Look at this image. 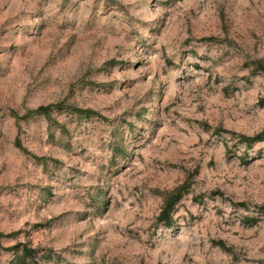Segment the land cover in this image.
I'll use <instances>...</instances> for the list:
<instances>
[{
	"label": "rangeland",
	"instance_id": "rangeland-1",
	"mask_svg": "<svg viewBox=\"0 0 264 264\" xmlns=\"http://www.w3.org/2000/svg\"><path fill=\"white\" fill-rule=\"evenodd\" d=\"M258 63L264 0H0V264H264Z\"/></svg>",
	"mask_w": 264,
	"mask_h": 264
},
{
	"label": "trees",
	"instance_id": "trees-1",
	"mask_svg": "<svg viewBox=\"0 0 264 264\" xmlns=\"http://www.w3.org/2000/svg\"><path fill=\"white\" fill-rule=\"evenodd\" d=\"M258 64H259L258 66L264 70V67L260 63H258ZM53 108L61 109L64 107L61 104L47 105V106H40L35 110L28 111L23 116H20L16 112H13V114L19 120L27 118V117L34 115V114H42V115L49 117L51 110ZM72 110L79 115L85 116L87 119L91 118V116L96 114V112L91 110V109H81V108L75 107V108H72ZM244 139L248 143H251V142L257 141V140H264V132L254 136V137H244ZM16 144L25 153H29V150L22 145L20 139H18L16 141ZM185 187H186V185L179 187L178 189H176L174 192H172L167 197V199L165 200L163 209L161 211V214L158 217L159 222H163V223L167 224L168 226H173V222H172L173 211L175 209L176 204L182 199L183 191H184ZM241 204H243V203H241ZM3 236H4V234L2 232H0V239ZM13 250L16 251L15 262L17 264H38V262L35 259V253H36L35 249L28 247L27 245L18 244V245L14 246ZM28 259H31V261L29 262Z\"/></svg>",
	"mask_w": 264,
	"mask_h": 264
}]
</instances>
